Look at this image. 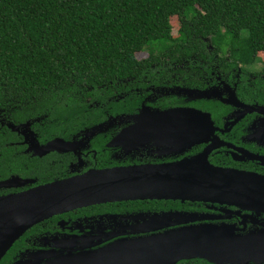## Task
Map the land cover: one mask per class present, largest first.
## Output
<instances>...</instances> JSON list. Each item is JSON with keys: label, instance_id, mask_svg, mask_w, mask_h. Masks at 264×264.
<instances>
[{"label": "trees", "instance_id": "16d2710c", "mask_svg": "<svg viewBox=\"0 0 264 264\" xmlns=\"http://www.w3.org/2000/svg\"><path fill=\"white\" fill-rule=\"evenodd\" d=\"M143 49L148 56L137 59ZM196 59L260 62L256 79L243 86L248 101L264 104V0H0V181L24 176L8 125L29 123L50 135L98 126L99 113L136 107L128 92L152 78L150 64ZM194 106L213 119L226 110L217 101ZM24 250L16 241L0 264H13Z\"/></svg>", "mask_w": 264, "mask_h": 264}, {"label": "flooded vegetation", "instance_id": "af4514ba", "mask_svg": "<svg viewBox=\"0 0 264 264\" xmlns=\"http://www.w3.org/2000/svg\"><path fill=\"white\" fill-rule=\"evenodd\" d=\"M147 73L152 78L134 83L128 92L135 97L136 107L131 111L99 113L104 118L98 126L76 130L66 127L63 135H50L43 133L46 128L29 126L31 144L25 134L15 130L16 141L8 145L20 155L24 176L19 177L33 182L0 188V196L90 171L176 163L207 150V161L215 167L264 175V163L250 159L243 152L264 157V145L250 140L259 120H264V104L248 101V89L243 86L256 79V71L228 63L160 62L150 64ZM193 75L200 81L195 83ZM187 79L192 80L191 88L198 89L216 88L218 79L225 84L223 89L219 86V96L197 95L178 88ZM228 86L234 90L236 99L229 98ZM201 100L217 101L226 107L225 111L216 113V119L204 111L210 114L214 132L208 129V133L196 135L163 130L159 127L160 120L150 118L153 113L170 109H198L194 104ZM260 124L264 125V121ZM55 140L60 142L50 145ZM248 215L249 212L232 206L179 199H136L91 205L52 216L28 229L17 240L25 250L19 252L14 263L25 259L28 252L98 250L119 241L201 225H233L241 234L264 230V215L256 219Z\"/></svg>", "mask_w": 264, "mask_h": 264}, {"label": "water", "instance_id": "95a60500", "mask_svg": "<svg viewBox=\"0 0 264 264\" xmlns=\"http://www.w3.org/2000/svg\"><path fill=\"white\" fill-rule=\"evenodd\" d=\"M150 118L160 120L159 127L163 130L196 135L215 130L210 114L192 108L153 113ZM20 126L30 125H8L12 130ZM252 138L258 145H264V125L255 129ZM56 141L59 140L50 145ZM208 152L165 165L90 171L0 196V261L31 227L52 216L96 204L179 199L232 206L249 212L248 217L255 219L264 215V175L215 167L207 161ZM243 152L250 159L264 163V157ZM31 182L33 180L12 176L1 181L0 188L21 187ZM72 241L77 244L76 240ZM67 249L65 253L57 250L28 252L25 259L13 264H176L190 259L213 264H264V230L241 234L233 225H201L119 241L98 250Z\"/></svg>", "mask_w": 264, "mask_h": 264}, {"label": "rangeland", "instance_id": "374dc122", "mask_svg": "<svg viewBox=\"0 0 264 264\" xmlns=\"http://www.w3.org/2000/svg\"><path fill=\"white\" fill-rule=\"evenodd\" d=\"M170 24H171V35L173 37L178 36V26H179L178 19L176 17H172L170 19ZM205 41L209 43L208 46H207V49L209 50V52L213 51L214 50V47H213V44H211V40L209 38H206ZM226 51H227V49H226ZM227 54H228V52H225V54H219V55L222 58H226L227 57ZM147 56H148L147 49H143V51H141V52H139V53L136 54L137 59H144ZM258 57L260 59H262L263 58V53L262 52L258 53ZM186 63H188V62H186ZM193 63H202V60L196 59V62H191V63L189 62V64H193ZM203 63H209V62H203ZM217 63H221V62H217ZM179 64H182V63H179ZM234 66L241 67V68H248L251 71H256L257 72L260 69L261 64H260V62H255V63L250 64V65L237 64V65H234ZM200 77H203V76L201 75ZM193 78H194L193 80H195V83L198 82V81H200L196 75H193ZM217 81H218V84L216 85V88L198 89V87L197 88H191L189 85L192 84V80H188L187 79L186 82H185V84L181 85V87H178V88H183L185 90V92H191V93H194V94H197V95H206V96H213V95L215 96L216 95V96H219L220 95V92H221L220 89H219V86L222 87V86H224L223 84H225V83L224 82H221V80H219V79ZM222 89H223V87H222ZM229 89L231 91L229 93V98H233L234 97L236 99L234 90L231 89L230 87H229ZM213 90H216L217 93H215V91H213ZM263 121H264L263 119H260L259 120V123L256 125V128L255 129L260 128V126H261L260 123H262ZM17 130L19 132L25 134L26 137L29 138L28 142L30 144L32 143V141H31V135L28 132V127H26V126H20V127L17 128ZM250 140H252V142H255L254 141V138H252V136H251Z\"/></svg>", "mask_w": 264, "mask_h": 264}]
</instances>
